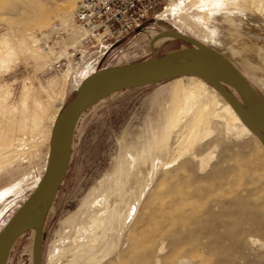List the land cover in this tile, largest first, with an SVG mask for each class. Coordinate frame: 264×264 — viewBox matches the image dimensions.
<instances>
[{"label": "rangeland", "instance_id": "1", "mask_svg": "<svg viewBox=\"0 0 264 264\" xmlns=\"http://www.w3.org/2000/svg\"><path fill=\"white\" fill-rule=\"evenodd\" d=\"M67 1L0 0V39L10 36L16 51L8 65L0 66V135L7 130V116H15L8 106H20L24 85L40 91L43 100L53 103L60 115L84 79L97 72L93 63L73 62V73L65 86L61 77L67 66L60 71L48 70V57L39 45L42 58L27 54L21 44L23 20L19 12L52 11L48 25L29 30L36 39L55 18L66 15L61 7ZM169 8L174 9L173 13L163 15ZM201 9L195 1L168 0L141 28L115 41L100 68L147 60L157 35L173 32L183 37L159 40L155 44L156 57L197 45L214 48L229 58L264 99V81L244 66L241 58L245 54L235 49L239 42L216 18L205 17ZM74 11L67 16L72 17ZM178 81L188 84L189 78L180 76L116 92L82 115L75 130L68 173L48 209L38 264H59L52 263V256L57 251L72 252L76 241L81 248H93V264H264V150L253 136L238 139L219 132L216 121L215 132L195 146L193 154L197 158L184 157L177 164L181 170L173 167L169 174L160 171L135 215L125 220L134 197L127 193L118 204L120 187L116 180L124 179L131 159L144 150L146 131L162 130L171 92ZM227 89L247 106L234 88ZM49 128L46 121L44 135L29 137L23 155L0 172V232L46 171L51 148ZM203 157L209 161L201 170L199 159ZM111 207L124 217L120 231L113 223ZM39 218L30 220L7 264H35Z\"/></svg>", "mask_w": 264, "mask_h": 264}, {"label": "bare ground", "instance_id": "2", "mask_svg": "<svg viewBox=\"0 0 264 264\" xmlns=\"http://www.w3.org/2000/svg\"><path fill=\"white\" fill-rule=\"evenodd\" d=\"M190 1H195L196 5L200 8L203 7L201 12H203L205 17L216 18L218 22L220 21L222 23L223 29L232 32V35L236 38L237 42H239V46L235 47L236 51L240 54H245V57L242 56L241 58L244 66L249 68L253 72L252 74L257 76L258 80L263 82L264 3H261L260 0ZM75 5L76 0H68L63 6L61 5V10L66 13V15H61L55 19L61 20L65 25L74 29V15L77 9L76 7L74 11ZM72 11H74V13L72 14V17L69 18L67 14H71ZM173 11V8H169L162 14H172ZM18 16L23 20V26L20 27V30L23 34L21 44L24 50L27 54L29 53L35 58H42L43 55L47 56L49 61L47 69L49 70L51 64L50 55L47 53H43L42 55V52L37 48L39 45L38 39L35 37L36 40L31 37L28 32L32 27H43L48 25V22L52 17V11L39 9L38 11H29L28 13H25V15H23V11H21ZM181 36L173 32H165L157 35L152 42L151 47L156 54L155 44L159 40L168 37L177 39ZM187 40L189 39L187 38ZM200 46L206 45H197L195 48H199ZM213 50L217 52L216 49L213 48ZM14 53H16V51L11 46V37H1L0 66L8 65L9 61L16 57ZM224 57L229 60L226 56ZM181 61L188 63L199 61L216 63L213 59L197 54L184 56L181 58ZM72 73L73 61L69 60L67 68L64 70L61 77L63 85L67 83ZM187 78H189L188 84L178 81L171 92L170 101L168 102L169 105L167 111H165L166 114L162 130H160L159 133H155L151 129L146 131L144 150L139 153L137 158L131 159L124 179L119 178L116 180L120 187L118 204L122 203L127 193H132V197H134V202L130 207L127 218H125L126 221L130 220L131 217L135 215L145 191H147L154 183L155 179L160 174V171H163L164 174L172 173L170 169L174 167L177 171L179 169L177 164H179L184 157L191 155V157L195 159L196 155L193 154L194 148L198 145V142H201L205 137H208L213 133L215 127H213V124L215 123L214 121H216L215 124L221 128L219 132L222 131V133L238 139H242V137L245 136H253L264 150V138L260 135L258 129L252 124L248 117L244 116L236 106L226 98V96L216 88V90L210 88L205 83L206 81L204 82L203 79L201 80L198 76L188 75ZM85 80L86 78L84 81ZM81 85L78 86V90ZM53 105V103L51 105L48 101L43 100L40 91L35 89L32 85L23 86L20 106L19 108H16L12 104L8 106V108L13 109L15 116H7V130L4 135H0V172L5 170L12 162L23 155L22 150L29 137L32 139L44 135L46 121L50 125V130H46H49L47 131V135L50 136L52 143V137L59 118V115L57 114L58 111L56 110L57 107H54ZM243 107L248 114L257 116V114L248 106L245 107L243 105ZM3 117H6V115ZM32 144H34L33 141ZM20 154L22 155L20 156ZM207 157L199 159L201 170L208 164H206V162L209 161H207L209 158ZM179 170H181V168ZM109 205L110 204L108 203V206ZM47 206V202L40 205L32 218H39ZM109 212L113 215V223L115 227L120 231L124 217H121L118 214L116 207H111ZM103 223L104 221L102 224ZM96 225L97 224L91 228L92 231L95 230ZM37 244L38 247H40L42 244V237ZM84 247L85 248H81L80 242L76 241L74 247L75 250H72V252L69 250L55 252L56 254L52 256V263L74 264L85 260L87 262L86 264H93L96 261V258H93V248H90L87 245ZM115 248L116 246L113 247L112 250ZM97 263L98 262L95 264Z\"/></svg>", "mask_w": 264, "mask_h": 264}, {"label": "water", "instance_id": "3", "mask_svg": "<svg viewBox=\"0 0 264 264\" xmlns=\"http://www.w3.org/2000/svg\"><path fill=\"white\" fill-rule=\"evenodd\" d=\"M151 50L152 55L147 60L104 68L90 75L80 86L75 98L61 112L52 137L49 162L44 175L31 196L0 232V264H7L13 246L23 235L34 213L40 205L47 202L48 206L38 220L35 234V264H38L40 247L37 243L42 237L50 204L68 173L78 121L86 111L116 92L137 85L195 75L226 96L250 119L264 138V99L232 62L207 46L172 51L161 58L156 57L152 47ZM195 54L204 55L216 63L181 61L182 57ZM227 86L234 88L257 116L248 114L238 99L228 91Z\"/></svg>", "mask_w": 264, "mask_h": 264}, {"label": "built area", "instance_id": "4", "mask_svg": "<svg viewBox=\"0 0 264 264\" xmlns=\"http://www.w3.org/2000/svg\"><path fill=\"white\" fill-rule=\"evenodd\" d=\"M168 0H80L74 29L61 20L37 34L39 47L50 55L51 71L72 60L88 61L101 70L110 46L141 28ZM62 55V56H60Z\"/></svg>", "mask_w": 264, "mask_h": 264}, {"label": "crops", "instance_id": "5", "mask_svg": "<svg viewBox=\"0 0 264 264\" xmlns=\"http://www.w3.org/2000/svg\"><path fill=\"white\" fill-rule=\"evenodd\" d=\"M108 67H114V66H107V67H103L102 69H104V68H108Z\"/></svg>", "mask_w": 264, "mask_h": 264}]
</instances>
